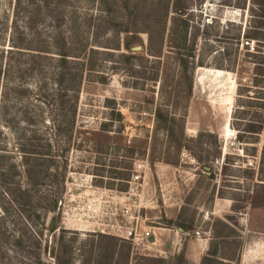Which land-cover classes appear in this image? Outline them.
Instances as JSON below:
<instances>
[{
  "label": "rangeland",
  "instance_id": "rangeland-1",
  "mask_svg": "<svg viewBox=\"0 0 264 264\" xmlns=\"http://www.w3.org/2000/svg\"><path fill=\"white\" fill-rule=\"evenodd\" d=\"M185 2L188 61L172 0H0V264L158 255L113 235L137 161L138 227L175 205L201 237L229 232L227 261L264 264V0Z\"/></svg>",
  "mask_w": 264,
  "mask_h": 264
},
{
  "label": "crops",
  "instance_id": "crops-1",
  "mask_svg": "<svg viewBox=\"0 0 264 264\" xmlns=\"http://www.w3.org/2000/svg\"><path fill=\"white\" fill-rule=\"evenodd\" d=\"M145 209V208H144ZM211 214L220 212L218 205L214 204ZM181 209L175 205L166 207H150L145 212V221L147 228L151 232L149 240L150 244L158 255H152L150 258L159 259L166 263L173 264L174 259L179 254H184L186 260L185 264H230L227 257H222V247L226 240L230 237L224 238L222 234H217L212 231V226L206 231L201 238L193 236L194 229L197 227L193 221L192 233L184 232L174 224L166 225L160 221L173 222L180 215ZM189 235H186V234ZM232 264V263H231Z\"/></svg>",
  "mask_w": 264,
  "mask_h": 264
},
{
  "label": "trees",
  "instance_id": "trees-1",
  "mask_svg": "<svg viewBox=\"0 0 264 264\" xmlns=\"http://www.w3.org/2000/svg\"><path fill=\"white\" fill-rule=\"evenodd\" d=\"M187 9L188 8H187L185 0H172V10L175 13V15L177 16V18H173L172 19V26L174 27L179 22V23H181L179 25V28L182 29L181 32L177 31L179 33V36L177 37V41H176L175 46L179 50L181 49V51H182V55L181 56H185V58H182L183 61L184 60L188 61L189 59L192 60L194 58V56H195L194 55V48H193V43H194V40H195V34L192 37V43L190 45H186L185 31H186L187 21L186 20H181L182 18H180V15L183 12H185ZM154 17H156V16H154ZM153 22L154 23H159V27L162 30V26H160V25H162V22L160 20L154 18ZM154 23L148 22L149 26H151L154 29V32L156 34L158 28L155 29L156 27H153V26H155ZM151 24H154V25H151ZM151 27H149V28H151ZM161 30H159V31H161ZM154 32L151 31V30L146 31V34L148 35L147 52L151 56L159 55V52L157 51L158 48L156 47V45L160 46V44L158 45V43H160V41L162 40V35L160 36L159 39H156V37H155L156 35L154 34ZM182 33H184V34H182ZM156 40H158V41L156 42ZM127 48H128V45H127ZM113 50H118V49L115 48ZM93 52H94V49H91L90 53H93ZM109 53L113 54L112 52H109ZM60 56H61V62H63V63L67 62V57L76 58L75 56L68 55L67 52H61ZM120 56H121V58H128L125 54H120ZM181 120H184L183 116L181 117ZM164 126H166V125H164ZM251 127H252V129H251L250 132L255 133L256 129H254L253 126H251ZM165 129L168 130L167 127H165ZM180 134L182 136L183 133L181 132ZM202 137H207V138L213 139L214 142H215V136H213L210 133H201V134H199L198 139H201ZM263 152H264V145H263ZM210 170H211V168L209 169L208 173H210ZM227 220L231 221L233 219H232V217H227ZM166 223H167L166 225L174 224L178 228H181L184 232H188L190 234L192 233V230H193V220L181 221L180 218L178 217V220H176L175 222H169L168 221ZM226 229H227V227H224V230H226ZM222 237L227 238V237H231V235L229 234V232H226ZM145 261H146V264H169V263H166L165 261H162V260H159V259H154V258L145 259ZM205 261H206V259L203 260L202 264L205 263ZM185 263H186V260L184 258V254L183 253L180 254L178 257H176L174 259V264H185Z\"/></svg>",
  "mask_w": 264,
  "mask_h": 264
},
{
  "label": "built area",
  "instance_id": "built-area-1",
  "mask_svg": "<svg viewBox=\"0 0 264 264\" xmlns=\"http://www.w3.org/2000/svg\"><path fill=\"white\" fill-rule=\"evenodd\" d=\"M131 175L129 180L126 182L128 185V191L127 193H124V197H122L121 202L119 203V208L115 209V211H119V213H115V215H118L120 217H123L127 219V223H129L130 226H120L118 225L116 227L115 233L113 235L122 237L125 240L131 241L133 243L142 244L144 247L147 245L152 244V242L149 240L151 237V232L148 229H142L137 226V222L139 219V211H137V215L135 213L131 214V207L129 202H131V197L134 196V192L139 188V183L142 179V175L144 173V170L146 168V164L142 161H137L133 163ZM126 201V203H125ZM141 208H145L142 207ZM133 207V205H132ZM135 223V225H134ZM121 233V234H117ZM186 235H189L188 233ZM202 233L198 230L193 232V236L195 238H201Z\"/></svg>",
  "mask_w": 264,
  "mask_h": 264
},
{
  "label": "bare ground",
  "instance_id": "bare-ground-1",
  "mask_svg": "<svg viewBox=\"0 0 264 264\" xmlns=\"http://www.w3.org/2000/svg\"><path fill=\"white\" fill-rule=\"evenodd\" d=\"M230 134V129L228 126H226V129H225V136H228ZM224 135V134H223Z\"/></svg>",
  "mask_w": 264,
  "mask_h": 264
},
{
  "label": "water",
  "instance_id": "water-1",
  "mask_svg": "<svg viewBox=\"0 0 264 264\" xmlns=\"http://www.w3.org/2000/svg\"><path fill=\"white\" fill-rule=\"evenodd\" d=\"M141 48L140 47H135L134 49H133V51H139ZM53 224V223H52ZM152 241V240H151Z\"/></svg>",
  "mask_w": 264,
  "mask_h": 264
}]
</instances>
